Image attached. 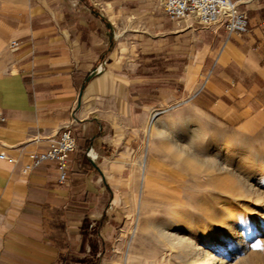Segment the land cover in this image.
<instances>
[{"label":"crops","instance_id":"obj_1","mask_svg":"<svg viewBox=\"0 0 264 264\" xmlns=\"http://www.w3.org/2000/svg\"><path fill=\"white\" fill-rule=\"evenodd\" d=\"M233 1L245 32L171 20L162 0H0V264L107 263L152 109L239 123L264 106V0ZM65 128L62 184L31 163Z\"/></svg>","mask_w":264,"mask_h":264},{"label":"rangeland","instance_id":"obj_2","mask_svg":"<svg viewBox=\"0 0 264 264\" xmlns=\"http://www.w3.org/2000/svg\"><path fill=\"white\" fill-rule=\"evenodd\" d=\"M144 154L145 179L140 167ZM220 157L227 167H219ZM126 161L136 173L134 205L118 208L122 221L117 223L106 264H157L162 253L169 252L158 232L163 226L178 230L212 254L219 253L226 226L245 239L246 251L236 264H264V229L257 226L264 209L254 204L247 189L253 185L264 195V168L258 167L264 161V106L239 123L216 119L179 101L166 109H152L139 155H129ZM237 242L223 247L224 261L238 254ZM169 264L184 262L174 257Z\"/></svg>","mask_w":264,"mask_h":264},{"label":"built area","instance_id":"obj_3","mask_svg":"<svg viewBox=\"0 0 264 264\" xmlns=\"http://www.w3.org/2000/svg\"><path fill=\"white\" fill-rule=\"evenodd\" d=\"M162 6L171 20L179 21L193 14L205 25L222 22L229 33L245 32L248 29V13L233 0H162ZM11 48H17L19 41L14 40ZM77 137L71 128H65L53 139L47 151L32 156L31 165L44 161H54L59 171V182L66 184L69 180V162L71 152L76 150ZM4 155V154H2ZM29 166H26V170Z\"/></svg>","mask_w":264,"mask_h":264},{"label":"bare ground","instance_id":"obj_4","mask_svg":"<svg viewBox=\"0 0 264 264\" xmlns=\"http://www.w3.org/2000/svg\"><path fill=\"white\" fill-rule=\"evenodd\" d=\"M163 133L166 134V131H163ZM181 148L182 150L186 149L185 147H181ZM209 160L211 159L209 158ZM220 160H221V163L219 164V167L221 168L227 167V163H225L221 157H220ZM257 160H259V158ZM140 164H141V168L143 171V177L145 179L146 172H147L146 171L147 170V154L144 155V158H142ZM215 164L217 165V163ZM258 167L264 168V161H262V164L260 163ZM247 189L253 195L254 204L264 209L263 193L259 191V189L254 188L253 185L248 186ZM143 205H144V195H141L140 200H139V211L141 212L143 211ZM262 216L263 217H260L258 219L257 226L260 227L261 229H264V215ZM173 223L174 225H177L175 221H173ZM232 225L235 226L234 223ZM222 228L226 236L219 243V245L221 246V249L219 248L220 249L219 253L212 254L208 251L206 247L200 246L195 240L185 236L184 234H181L178 230L172 231L169 227H166V226L161 227L158 231L160 232V235L163 238L161 242H164V244H167L169 246L168 247L169 252L168 253L163 252L157 264H169L174 257L179 259V261L184 262V264H236L237 261H239L240 259L239 255L243 254L246 251L245 244H244L245 239L243 240L241 237H239L238 236L239 233L237 231H234L232 233V232H228V230L226 229L227 228L226 226H223ZM211 237L212 239L216 238L214 235ZM232 241H238L241 243L240 246L235 247V249L238 250V254H235L232 260L224 261L223 257H221V254L224 251L223 247H225V245L229 244Z\"/></svg>","mask_w":264,"mask_h":264}]
</instances>
